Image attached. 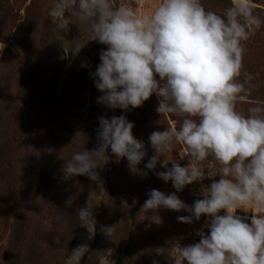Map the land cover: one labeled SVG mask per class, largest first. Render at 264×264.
Masks as SVG:
<instances>
[{
    "label": "clouds",
    "instance_id": "clouds-1",
    "mask_svg": "<svg viewBox=\"0 0 264 264\" xmlns=\"http://www.w3.org/2000/svg\"><path fill=\"white\" fill-rule=\"evenodd\" d=\"M135 2L144 6L147 0ZM150 7V12L139 13L125 0L119 4L116 0H56L49 16L58 29L66 31L65 15L70 13L90 24L92 40L107 46L91 73L102 93L99 103L130 111L155 94L158 114L183 118L179 128L150 134L154 155L145 169L155 170L174 142L182 144L187 164L172 161L168 168L162 163L165 171L155 174L171 181L176 192L199 183L203 198L189 206L175 192L152 189L142 206L146 212L165 208L190 213L177 217L182 223L207 217L208 233L198 230V243L179 245L173 264H264V102L250 100L253 77L243 64L244 42L264 23L254 14L257 5L254 0H231L223 16L206 10L201 0H158ZM245 103L252 105L247 114L237 110L238 104ZM134 127L124 115L100 117L97 147L76 152L65 161L64 178L85 175L98 181V161L108 160L109 148L117 159H127L132 174L147 176L138 168L147 152L144 142L134 137ZM209 157L214 163L205 168ZM206 178L212 180L207 186ZM238 210L252 215L242 217ZM153 216L151 220L159 224L160 217ZM77 217L95 225L93 209L87 206L78 209ZM100 228L108 235L114 231L112 226ZM87 229L92 239L96 232ZM88 249L86 244L78 246L68 264L73 260L78 264ZM100 264H106L105 259ZM152 264L159 261L153 259Z\"/></svg>",
    "mask_w": 264,
    "mask_h": 264
},
{
    "label": "rangeland",
    "instance_id": "rangeland-1",
    "mask_svg": "<svg viewBox=\"0 0 264 264\" xmlns=\"http://www.w3.org/2000/svg\"><path fill=\"white\" fill-rule=\"evenodd\" d=\"M125 2L145 13L158 0H147L144 6H138L135 0ZM55 3L56 0H0V92L4 97L0 101V129L7 131V124L13 123L9 116L15 105L9 99L16 93L22 98L17 104L19 120L22 124L25 119L32 123L28 138L20 145L12 149L11 142L0 146V264H68L75 255L73 251L84 244L89 249L78 264H100L101 258L106 264H152L153 259L159 264H173L179 245L198 243V230L208 233L204 227L207 217L182 223L177 217L190 213L165 208L146 212L142 206L152 189L165 194L175 192L189 206L203 198L199 183L176 192L171 181L165 182L155 174L165 171L162 163L168 168L172 161L186 165L189 157L184 145L174 142L172 151L160 158L155 170L145 169L154 155L150 134L172 126L179 128L183 118L158 114L159 101L153 94L141 107L123 110L135 125L134 137L144 142L147 155L138 168L147 171V176L132 174L126 158H116L114 169L109 148L108 160L98 161V181L85 175L65 179V161L76 152L95 149L99 118L117 117L120 109H109L98 102L102 93L91 75L101 62V50L107 46L92 40L90 24L68 12V29H58L49 16ZM254 3L258 9L254 14L264 21V0ZM209 6L217 10L216 0H211ZM244 47V71L252 75L254 85L250 99L264 102V23L244 42ZM240 79H244L243 73ZM37 84L49 86L47 96H37L32 91L28 94V85ZM250 106L238 104L237 110L247 114ZM209 163L214 162L204 161L203 166L207 168ZM211 182L206 178L203 184ZM110 183L118 197L112 195ZM11 190L13 197L9 198ZM86 206L93 209L95 225L77 217L78 209ZM239 214L250 217L251 212L239 210ZM153 215L160 217L159 224L151 220ZM220 215H224L223 210ZM98 225L112 226L114 231L108 235L100 228L103 237L97 244V233L88 239L87 227L97 232ZM72 264L77 262L73 260Z\"/></svg>",
    "mask_w": 264,
    "mask_h": 264
},
{
    "label": "trees",
    "instance_id": "trees-1",
    "mask_svg": "<svg viewBox=\"0 0 264 264\" xmlns=\"http://www.w3.org/2000/svg\"><path fill=\"white\" fill-rule=\"evenodd\" d=\"M211 0H201L202 4L204 5L205 9L206 10H211V11H214L216 12L218 15H222L224 14V11L230 7L231 5V0H216V7H217V10H212L210 9V6H209V3H210ZM211 6H214V5H211ZM254 11H258L257 8H255ZM259 11H261L259 9ZM56 73L59 72V67L56 68ZM28 88L30 90V92L28 94L31 95V91L33 93H36V95L38 96L39 94H45L46 96L48 95V92H49V86H46L44 84H42L41 86H39L38 84L37 85H28ZM2 92H0V101H3L4 100V97L3 95L1 94ZM22 98L20 97L19 94H15L14 97L10 95V99H9V103H13L15 105L12 113L10 114L9 116V120L13 123H9L7 124L8 126V130L5 129H0V146H2L3 144H7V143H10L11 142V149L14 145H20V142L22 140H25L28 138V129L30 127H32V123H30L29 120L25 119L23 124L22 122L19 120V115H18V103L21 102ZM252 101H257V100H254V99H250ZM46 102V101H45ZM92 103H95L94 101H92ZM25 104V103H24ZM252 106V105H251ZM28 108V106H27ZM123 115V110L120 109L119 112H118V116H121ZM22 127V128H21ZM20 137H23V139L19 140ZM8 138H10L12 141H10ZM14 143V144H13ZM110 156L112 157V165L114 167V169H117V161H116V157L111 153V149H110ZM206 161H209V162H213L211 157H209L208 160ZM4 178H6V176L3 174ZM110 191L112 193V195L114 197H118V193H117V190L116 188H114L113 186V183H110ZM13 197V192L12 190L10 191L9 193V198H12ZM238 214H239V210H238ZM241 215V214H239ZM252 215V213H251ZM250 215V217H251ZM244 216V215H242ZM246 222H249L250 223V220L246 221ZM96 242L95 243H99V240L103 237L101 232H100V227L99 225L97 226V232H96Z\"/></svg>",
    "mask_w": 264,
    "mask_h": 264
}]
</instances>
